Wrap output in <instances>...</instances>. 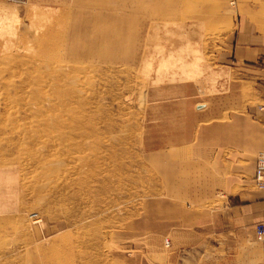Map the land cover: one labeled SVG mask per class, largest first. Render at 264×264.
Masks as SVG:
<instances>
[{"label":"rangeland","instance_id":"obj_1","mask_svg":"<svg viewBox=\"0 0 264 264\" xmlns=\"http://www.w3.org/2000/svg\"><path fill=\"white\" fill-rule=\"evenodd\" d=\"M166 1L168 15L122 50L135 53L132 66L118 51L126 43L113 39L130 36L133 18L73 34L104 36L74 58L122 64L105 66L69 63L54 34L39 37L37 0H0V21L18 16L0 27V264H127L146 203L194 205L201 195L214 172L186 171L201 150L174 143L177 107L185 121L203 115L190 124L192 140L213 121L210 110L220 121L256 100L252 85L224 66L230 7L184 2L177 10Z\"/></svg>","mask_w":264,"mask_h":264},{"label":"crops","instance_id":"obj_2","mask_svg":"<svg viewBox=\"0 0 264 264\" xmlns=\"http://www.w3.org/2000/svg\"><path fill=\"white\" fill-rule=\"evenodd\" d=\"M217 1L220 2L174 0V6L178 10L187 2L192 7L200 4H208L211 9L230 7L231 12L222 21L229 27L224 45L227 50L223 56L224 66L238 73L241 81L252 85L250 96L256 103L233 112L229 110L227 118L220 121H217L216 109L210 110L213 121L201 125L192 140L188 132L190 124L193 125V120L203 115L194 113L185 121L179 116L180 108L177 107L176 124L172 126L177 139L174 143L189 145L193 149L197 146L201 150L199 158H193L186 171L194 172L198 166V172L214 174H209L206 185L199 186L197 192L201 195L193 199L194 205L158 199L146 203L143 216L136 223L139 227L133 234L134 253L127 258V264H264V243L256 240L255 231L256 224L264 222V188L256 187L253 178L257 154L264 152V0ZM77 2L88 7L89 11L73 12L70 22L92 14V0ZM96 2L102 13L114 12L107 21L111 27H122L125 17L136 19L124 28L132 36L131 42L118 49L131 57L125 62L129 66H132L136 55L122 50L135 47L148 31L153 18L168 15L169 7H173L166 0ZM157 2L160 3L153 12L152 6ZM74 3L75 0H37L33 16L37 18L35 11L40 8L51 7L60 11ZM42 25L40 32L45 28L43 21ZM66 32V29L57 31L51 28V34H54L51 41L60 40L62 57L67 62L122 65L103 62L95 56L73 58L76 53L86 52L87 39L81 32L78 39L68 40ZM181 108L182 113L185 112L186 107ZM162 128L168 129V126ZM207 196L220 203L203 205Z\"/></svg>","mask_w":264,"mask_h":264},{"label":"bare ground","instance_id":"obj_3","mask_svg":"<svg viewBox=\"0 0 264 264\" xmlns=\"http://www.w3.org/2000/svg\"><path fill=\"white\" fill-rule=\"evenodd\" d=\"M75 1H76V3H74L71 6L68 5L64 9H62L60 11L55 10V9H51V8H48V7L37 9L35 11L36 12V17L39 18L40 20H42L44 25H45L44 26L45 28H44L43 31H41V35L39 37L46 38L48 36L47 34L51 32V28L52 29H56L57 31H62V29H66L67 32L65 33V35L68 36V40H71V39L74 40L73 34H75L77 32H80V31H84L85 32V30L88 27H90L92 24H98L100 21L109 19L110 17L114 16V12H112V11H108V12H105V13H102L101 11H99V8H98L97 2H96L97 0H94L95 3L93 1V7H92V14L91 15H85L84 18H81V19L79 18L80 20H78L76 22H70V17H71V14H73V12H80L81 13V12H84V11L85 12L89 11L88 7L83 6L81 4H78L77 0H75ZM16 18H18V16H14V17L12 16V17H8V18H4L3 17L2 20L0 21V27L3 28V29L5 28V30H6V28H9V27H11L13 25L12 24V20H14ZM131 22H132V18H127L126 19V23L129 24ZM82 23H83V25H82ZM162 33H164V32H162ZM105 37H106V35H105ZM104 40H105L104 36H101V37H94V36L93 37H88L86 41H87V43H88V41H90V42L88 43L87 48H95L97 43L102 42ZM113 40L116 41L117 43H122V42L123 43H129L132 40V37H130V36L128 37L127 36L126 38L113 39ZM90 55H91V52H90ZM80 56L81 55L76 53L72 57L73 58L74 57L77 58V57H80ZM61 78H63V77H61ZM79 143L80 142L77 141L76 144L78 145ZM85 163L89 164L88 162H85Z\"/></svg>","mask_w":264,"mask_h":264},{"label":"built area","instance_id":"obj_4","mask_svg":"<svg viewBox=\"0 0 264 264\" xmlns=\"http://www.w3.org/2000/svg\"><path fill=\"white\" fill-rule=\"evenodd\" d=\"M6 3L20 4L26 0H2ZM254 184L258 188H264V152L257 154V162L254 171ZM256 240L264 243V222H259L255 226Z\"/></svg>","mask_w":264,"mask_h":264}]
</instances>
